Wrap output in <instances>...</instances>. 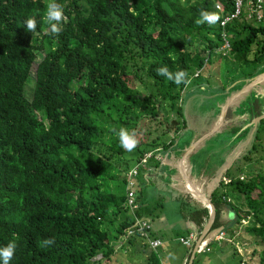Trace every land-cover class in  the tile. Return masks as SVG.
<instances>
[{"label":"trees","instance_id":"obj_1","mask_svg":"<svg viewBox=\"0 0 264 264\" xmlns=\"http://www.w3.org/2000/svg\"><path fill=\"white\" fill-rule=\"evenodd\" d=\"M49 2L0 0V248L17 244L9 264H103L92 259H110L131 225L129 191L140 203V181L160 167L156 157L186 135V121L166 125L161 112L189 83L176 85L156 69L184 71L191 82L222 50L224 33L240 67L264 63V27L248 20L246 7L222 28L234 11L231 0H55L65 19L53 35L44 20ZM201 11L220 19L197 25ZM30 17L34 32L24 24ZM122 128L138 140L130 159L117 135ZM258 157L264 160V125L242 156L253 169L238 177L228 171L226 181L211 185L212 231L226 224L224 205L236 217L225 225L231 237L246 219L248 235L257 225L264 232V176L255 170L262 164L252 163ZM202 206L190 216L201 229L210 218ZM48 239L55 243L43 246ZM144 264H160L156 253ZM257 264H264V249Z\"/></svg>","mask_w":264,"mask_h":264},{"label":"rangeland","instance_id":"obj_2","mask_svg":"<svg viewBox=\"0 0 264 264\" xmlns=\"http://www.w3.org/2000/svg\"><path fill=\"white\" fill-rule=\"evenodd\" d=\"M254 25L256 27H264V23H254ZM224 55H227L229 57H224ZM230 56V51L226 54L223 50L217 49L209 58V63L206 64V67L202 71H200L201 76H199L198 78L193 77V79H191V82L189 83L183 95L184 97L180 99L181 102L180 100H178L174 103H166L165 109L168 111L166 112L167 116L161 112L162 118L163 116H165L168 119L167 122H165L166 125L168 122H172L174 120L182 124L184 121H186V135L185 137L182 136L183 138H178L176 144H183L185 140L192 138L194 135V139H197L196 136H199L197 135V133L200 134V137L206 136L207 134L211 136L208 143L206 144V148H202V153L199 156L195 155L192 158L193 161L190 164L194 166V170L196 173L190 172L191 167L188 162V158H185L184 160V157H180L179 161V164L182 161V163L186 166V172L188 175L190 173H193L194 179L200 178V182L203 183V181H205V184L207 183L208 187L211 186L217 178H219L220 182L225 173L228 172L227 169H229L235 161V156L237 157V155L242 153L239 157L241 158L245 154L247 147L250 145L249 144L247 146L249 134L242 136V138L239 140V143L237 139L231 138V136L234 134H237L239 137V127L245 122L238 121L228 123L225 116H227L229 112V109L227 107L228 101H232L234 103V99L237 98V94H239L242 90L241 89L239 91L242 85L236 86V84H238L239 82L242 83L248 79H253L256 75L264 70V63L255 65L252 64L250 65V67L242 68L239 66V64L235 63L233 58H230ZM198 85L200 86L198 87ZM232 87L233 89L231 90L230 88ZM28 89L31 90L30 87H28ZM230 93L231 95L232 93H236V95L229 98ZM244 102L245 99L244 96H242V98L237 103V107L241 106V109L239 110V113L236 112V114L245 115V113L250 110L248 106H242ZM179 106L183 108V116L182 114L180 115L179 113H177V109ZM189 130H192L193 132L190 133ZM213 130L214 132H212ZM156 134L157 133H155L154 135ZM153 138H155V136H153ZM168 138L169 137L167 135L165 136V138L163 137V140H166ZM169 141L170 140H166V142ZM233 142L237 143V145L233 146L232 149L229 150L225 143H231V145H233ZM160 149L161 148H159L158 150ZM197 149L198 148H196V150ZM196 150L194 149L192 154H194ZM224 151H227V156L229 157L228 160L227 157H224ZM132 153H136L135 150L129 152V155H131H127L128 157H126V159H130L132 155L135 156V154ZM136 157L133 160H135ZM164 157L165 155L162 153L159 154L156 158L162 163L163 160H165ZM223 161L226 162L222 164ZM253 162H260V164H262H256L257 168L255 170L256 172H258L259 174L261 173L264 176V160H261L260 157H258L255 159V161L253 160ZM223 166L225 167V169H222ZM204 167H207V170H205ZM251 169H253V166L249 165V163H246L242 159L241 161L239 160L236 164H234L229 169V171L231 175H233L234 177H238L240 174L245 175V172H247L246 170ZM210 170H212L211 172L214 173V176H212L211 173H206V171ZM201 179L205 180L202 181ZM222 180L226 181L224 179ZM153 187L154 186L151 185L149 188ZM138 189L142 190L141 188ZM228 191L230 192L229 195H231V190ZM167 196L168 195L163 197L161 200H163V202L171 201L172 196ZM169 213L171 214L170 220L175 223V226L178 227L177 234L179 236L185 235V233L183 232V229H185L184 223L180 221L176 222V216L172 214V212ZM231 217L233 218V215L230 214V218ZM222 220L228 221L230 219L229 216L222 215ZM246 220L249 221L248 219ZM248 226L240 225V229L237 230L236 236L232 237L235 244H229L228 239H226L222 247H215L216 249L214 250L216 251H211L209 252L210 254L196 256L195 264H243L244 262V264H257L259 261L260 253L264 249V245L262 243L264 232H262V230L260 229L261 227L257 225L259 227H257L258 233L256 235L250 236L246 233L245 230ZM154 229L155 228L152 227V229L148 232V238L151 240H153ZM171 234L172 235L170 239L175 242L179 240L177 234L174 235L175 237H172L174 234L173 231L171 232ZM226 237L228 236L226 235ZM175 242L173 244H176ZM230 243H232V240ZM128 245L130 246L132 252L126 250V248L122 249L120 247L121 244L116 243V254H114L110 258L111 262L109 260H106L107 262H110L108 264H144L151 252L156 253V260L160 262V264H181L182 258L185 254V249L180 244H177L176 248L178 250H175V252L172 250L166 251L168 244L161 249L153 250L149 247L147 239L141 237H130ZM123 247L125 246L123 245ZM97 260L100 259L97 258ZM185 264H187V262Z\"/></svg>","mask_w":264,"mask_h":264},{"label":"crops","instance_id":"obj_3","mask_svg":"<svg viewBox=\"0 0 264 264\" xmlns=\"http://www.w3.org/2000/svg\"><path fill=\"white\" fill-rule=\"evenodd\" d=\"M241 93L237 95V97L241 95L240 99L242 98ZM240 99H238L237 101L235 100L234 103L238 102ZM197 135H199V133H197ZM208 135L209 134H207L206 136ZM194 137L195 135L191 139H189L188 142L183 143V145L180 144L179 146L178 143L174 147H172L168 152L164 154L165 160H163V162L160 164V167L157 168L156 170H152L151 174L148 171V173H146L143 180L140 181L141 188L143 189V196L139 197L140 204L142 205V210H141L142 217L149 220H153V224H154L153 227L155 228L154 237L162 241L163 245L161 248L165 247L168 244L166 251L172 250L175 252V250H178L176 248L177 244H180L184 247L185 254L184 257L182 258L181 264H185L186 262L187 264H194L196 257L180 242V239H189L193 236L195 240L201 241L205 239L210 241L211 239H213L214 233L224 229L225 225H228L229 223L231 224L230 220H232V217L230 218V214H231L230 210L227 209V207L224 205L220 206L222 209L221 214L224 216L226 215L229 216L230 220L223 221V223L226 224L224 226H221L217 230L212 231L213 228L212 225L210 230L207 231V233H204V230L207 224L209 223V220L205 224L204 228L201 229L200 226L190 218L192 212L204 208L202 206L204 204H202L193 195L190 188L193 187L196 189L195 195L201 196L202 199L204 198L208 200L211 197L210 193L211 190L213 189V186L208 187L207 183L205 184V181H203L205 179H201L203 181V183H201L200 178L198 179L193 178L194 177L193 173H190L188 175L186 172V166L182 163V161L179 164L180 157H184L183 158L184 160L185 158H188L189 164L192 163L193 156L195 155L199 156L202 153L201 152L202 148L206 147V144L211 136H209L205 140H201L205 136L199 139L198 138L194 139ZM249 144L250 143H248V145ZM225 145H227V143H225ZM196 148L198 149L196 150ZM194 149L196 151L194 152V154H192ZM228 149H230V146L228 147ZM224 154H225L224 157H227L228 160L229 157L227 156V151H224ZM225 162L226 161H224V163ZM224 166L222 167V169H225ZM190 167H191L190 172H194V166L190 164ZM151 185H153L154 187L149 188ZM166 195H168L167 197H170L171 195L172 200L163 202V200L161 199ZM166 203H167V208H166ZM161 205L162 207H160ZM169 212H172V214L176 216V222L180 221L184 223L185 229H183V232L185 233V235L179 236L177 234L178 227L175 226V223H173L170 220L171 214ZM172 231L174 233L172 237H175L174 236L175 234L178 235L177 237L179 240H177L176 242L170 239L172 235L171 234ZM174 242L176 244H173ZM123 245L125 247H123ZM120 247L122 249L126 248V250L132 252L130 247L126 246L125 244H121ZM215 247L216 245H213L212 249L213 248L216 249Z\"/></svg>","mask_w":264,"mask_h":264},{"label":"clouds","instance_id":"obj_4","mask_svg":"<svg viewBox=\"0 0 264 264\" xmlns=\"http://www.w3.org/2000/svg\"><path fill=\"white\" fill-rule=\"evenodd\" d=\"M65 19L64 17V11H63V8L61 7V5L55 3V0H51V2H49L46 6V12H45V16H44V20L45 22L50 26V32L53 34V35H59V33L62 31V28L60 26V23L61 21ZM219 16L215 13H212V12H207V11H201L199 13V18L195 21V23L197 25H202L204 23H208V24H215L218 20H219ZM252 23L254 24L255 22L252 21ZM24 24L26 26V30L29 31V32H34L36 30V27H37V22H36V19L35 18H28L24 21ZM257 24V23H256ZM224 57H227V55H224ZM156 72H157V75L158 76H162V77H165L166 80L168 81H171L173 82L174 84L176 85H180L181 83H184L185 85H187L188 83H190V80L187 79V73L184 72V71H179V72H176V73H173V72H170L169 69L165 66V67H160V68H157L156 69ZM197 77V75L195 76ZM241 93V92H240ZM243 95V93H241ZM238 95V94H237ZM118 137H119V142H120V146L122 149L128 151V152H131L133 151L137 145H138V140L136 139V134L135 132L133 131L132 133H129L126 129H121L119 131V133L117 134ZM239 142V141H238ZM251 143V142H250ZM231 150V149H229ZM242 153H240L237 157H235L237 160L241 159L242 160V157H240ZM149 155V154H148ZM239 158V159H238ZM233 162V163H237V161ZM253 163V161H252ZM251 163V164H252ZM233 165V164H232ZM231 165V166H232ZM231 168V167H230ZM229 168V169H230ZM229 169H227V171H229ZM227 173V172H226ZM243 179V177H242ZM140 205V209L137 211V216L140 217V218H143L145 219L146 221H148L152 227H153V224L151 223V220L149 219H146L144 217H142V214H141V210H142V205L139 203ZM206 206V205H205ZM208 207V206H206ZM215 207V206H214ZM216 208V207H215ZM127 210V209H125ZM210 210V208H209ZM128 211V210H127ZM211 211V210H210ZM128 213L130 214V212L128 211ZM141 214V215H139ZM131 215V214H130ZM231 215H233V218L232 220H230V222L232 223L234 220H236V217L234 214L231 213ZM132 216V215H131ZM216 220V219H215ZM130 222H131V225L129 226L132 227L133 226V219L131 218L130 219ZM215 222V221H214ZM245 222V223H244ZM214 225V224H213ZM241 225L243 226H248L249 225V221H246V220H242L241 221ZM128 228V229H129ZM226 228H228V226H225L224 229H222L221 231H224L226 232V235L228 236V238H230L232 241H233V238L230 236L228 230H226ZM126 229V231L128 230ZM219 229V228H218ZM126 231L125 233L122 235L121 237V240L118 242V241H114V245L116 243H120V244H125L126 246H129L128 245V242H129V238H125L124 236L126 235ZM220 231H217L216 233H219ZM214 233V235L216 234ZM237 234V233H236ZM208 237H211V236H208ZM155 240H158V239H155ZM205 240V239H203ZM201 240V241H203ZM161 241V240H160ZM200 241V240H199ZM55 241L52 240V239H48V240H44L43 241V246L47 247V246H50L52 244H54ZM225 243V241L223 242ZM223 243L221 246H217L215 243L211 244V249H212V246L213 245H216V247L220 248L223 246ZM230 243V242H229ZM231 244H235L234 241L233 243ZM16 247H17V244L15 243V241H11L9 242L4 248H0V259H2L3 261V264H9V262L12 260L13 256H14V253H15V250H16ZM130 247V246H129ZM162 247V246H161ZM160 247V248H161ZM159 248V249H160ZM187 248V247H186ZM191 253L195 254V257L198 256V255H203V254H210V253H203V254H198L196 252V248H187ZM214 249V248H213ZM212 251H216V250H213ZM116 254V247H115V253ZM215 254V253H214ZM100 259V260H97ZM105 259V260H104ZM104 260V261H102ZM106 260H109L111 262V259H107L103 253H98V255L92 259L93 262H102L103 264H108L110 262H107ZM244 264V263H243Z\"/></svg>","mask_w":264,"mask_h":264},{"label":"built area","instance_id":"obj_5","mask_svg":"<svg viewBox=\"0 0 264 264\" xmlns=\"http://www.w3.org/2000/svg\"><path fill=\"white\" fill-rule=\"evenodd\" d=\"M233 2L234 11L232 15L226 16L222 22L220 23V26L222 28H225L228 23L233 21L234 19H237L241 17L245 13V9L247 12V18L250 21H253L255 23H264V0H231ZM217 10L222 12V6L217 5ZM223 40L224 45L222 47V50L224 53H228L231 50V41L227 34H223ZM151 155H147L145 159L142 160L143 164L147 163V159L150 158ZM130 177H133V174L130 175ZM131 189L134 187V182H130ZM124 208L127 209L130 214L132 215L133 219V226L130 227L126 231L125 238L130 237H141L144 239H147L149 247L153 250L159 249L163 243L160 240H151L148 238V232L152 229V225L146 221L143 218H140L137 216V211L140 209V205L137 202V199L135 197L134 190H130L128 193L127 201L124 204ZM245 223V222H244ZM228 239L229 242H231L230 238L226 237V232L220 231L219 233H216L213 236V239L210 241L208 240H195L193 236L189 239H180V242L187 248H196V252L198 254L203 253H209L212 251L211 244L215 243L217 246H221L224 241ZM233 243V241H232Z\"/></svg>","mask_w":264,"mask_h":264},{"label":"flooded vegetation","instance_id":"obj_6","mask_svg":"<svg viewBox=\"0 0 264 264\" xmlns=\"http://www.w3.org/2000/svg\"><path fill=\"white\" fill-rule=\"evenodd\" d=\"M264 70L256 75L253 79H248L244 82H239L237 85H242L239 91L243 93L245 102L242 104L248 106L250 110L245 113V115L236 114L239 113L240 107H237V103H233L232 101H228V115L225 116L228 123L229 122H245L239 127L238 133H240L239 137L237 134L232 135L234 139L238 141L242 138V136L249 134L248 143H250L256 137L258 131L263 127L264 119L259 122H255L256 119L261 118L264 114ZM234 87V86H233ZM230 88L231 90L233 89ZM238 91V92H239ZM236 95V93H230L229 98ZM227 109V110H228ZM239 138V139H238ZM239 143V142H238ZM237 145V143H235ZM234 145V146H235ZM238 162L239 160L236 159ZM241 161V160H240Z\"/></svg>","mask_w":264,"mask_h":264},{"label":"water","instance_id":"obj_7","mask_svg":"<svg viewBox=\"0 0 264 264\" xmlns=\"http://www.w3.org/2000/svg\"><path fill=\"white\" fill-rule=\"evenodd\" d=\"M262 119H264V114H263V116L261 117V118H258V119H256L255 120V122H259L260 120H262ZM212 132H214V130L212 131ZM209 137V135L208 136H205V137H203L201 140H205L206 138H208ZM194 195V194H193ZM195 196V195H194ZM210 196H211V193H210ZM202 204H204V205H206V206H208V208H210V218H209V223L207 224V226H206V228H205V230H204V233H207V231H209L210 230V228L212 227V225L214 224V221H215V219H216V208L214 207V205L212 204V202H211V200L209 199H206V201L204 202H202L197 196H195ZM195 255V254H194Z\"/></svg>","mask_w":264,"mask_h":264},{"label":"bare ground","instance_id":"obj_8","mask_svg":"<svg viewBox=\"0 0 264 264\" xmlns=\"http://www.w3.org/2000/svg\"><path fill=\"white\" fill-rule=\"evenodd\" d=\"M263 82H264V81H263ZM240 97H241V95H239V96H238L237 98H235L234 100L237 101L238 99H240ZM190 189H191L192 193L195 195V193H196V189L193 188V187H191ZM195 196H197V195H195ZM197 197H198L202 202H203V201H204V202L206 201V199H204V198L202 199L201 196H197Z\"/></svg>","mask_w":264,"mask_h":264}]
</instances>
